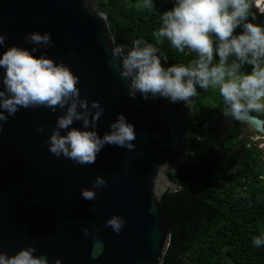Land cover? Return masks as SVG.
Returning a JSON list of instances; mask_svg holds the SVG:
<instances>
[{
  "label": "water",
  "instance_id": "95a60500",
  "mask_svg": "<svg viewBox=\"0 0 264 264\" xmlns=\"http://www.w3.org/2000/svg\"><path fill=\"white\" fill-rule=\"evenodd\" d=\"M93 2L94 13L82 0H0L4 47L15 44L31 51L33 45L25 43L24 35L49 32L53 46L33 54L63 62L79 76L81 97L89 103L99 101L104 109L98 134L102 136L117 114H123L135 126V150L106 145L91 165L57 158L47 140L61 110L21 108L0 131V251L12 255L33 244L34 255L47 256L49 264L57 257L61 264H151L167 245L170 225L159 197L165 190L182 187L171 179L182 170L184 116L165 102L127 96L118 68L107 64L110 53L105 47H111L113 36L105 14ZM251 117L238 122L249 127L247 132L264 131L263 120ZM233 120L222 112L218 122ZM38 125L45 126L43 133L36 131ZM73 126L82 125L77 121ZM97 175L107 185L96 190L95 200H84L80 189L92 187ZM152 206L154 213L149 212ZM113 214L127 221L119 235L105 227ZM93 224L104 244L95 260L90 256L93 242L83 235V228L91 230Z\"/></svg>",
  "mask_w": 264,
  "mask_h": 264
},
{
  "label": "clouds",
  "instance_id": "9594fccd",
  "mask_svg": "<svg viewBox=\"0 0 264 264\" xmlns=\"http://www.w3.org/2000/svg\"><path fill=\"white\" fill-rule=\"evenodd\" d=\"M86 9L96 11L93 0H82ZM264 14V0H174L173 7L162 14V26L154 35L156 43L167 38L180 52L189 49L197 54L190 64H173L165 67L161 62L158 47L143 39H136L125 52L114 38L109 67L118 68L119 77L127 88V96L135 99L137 94L149 99H166L171 104L183 103L191 106L199 95L197 86L205 91L218 89L223 100V115L240 121L251 117V113H264V26L249 21L256 19L252 7ZM153 0H142L137 8L151 9ZM237 27L241 34L234 35ZM215 37V39H213ZM7 37L0 30V131L9 117L21 108H47L61 114L56 117L55 127L47 140L48 150L57 158L64 157L78 165H91L106 145L135 150V126L123 114L118 113L109 123V130L101 136L96 131L104 109L97 100L90 103L80 95L79 76L63 62H55L45 54L34 55L39 48L53 46L49 32L31 31L24 35L25 43L33 45L31 51L15 44L4 47ZM218 55L214 63L213 53ZM74 57L75 53H70ZM234 57V58H233ZM167 61V57H163ZM230 58L231 59L230 61ZM230 61V62H229ZM247 63L250 73L241 72ZM79 121L81 127L73 126ZM38 133L45 131L44 125L36 127ZM107 185V180L97 175L92 187L80 189L84 200H95L97 189ZM150 213L155 207L149 208ZM127 221L123 216L108 217L105 227L119 235ZM100 229L95 224L91 230L83 228V235L93 242L90 256L98 259L104 244L99 239ZM256 247L264 245V236L255 237ZM36 247L29 244L12 255L0 251V264H49L45 255H34ZM53 264H61L56 258Z\"/></svg>",
  "mask_w": 264,
  "mask_h": 264
},
{
  "label": "trees",
  "instance_id": "16d2710c",
  "mask_svg": "<svg viewBox=\"0 0 264 264\" xmlns=\"http://www.w3.org/2000/svg\"><path fill=\"white\" fill-rule=\"evenodd\" d=\"M95 1L105 14L116 44L124 46L125 52L134 40L143 39L158 47L165 67L187 66L197 58L189 49L178 51L167 38L156 43L154 33L162 26V14L173 7L174 0H153L151 9L137 8L142 0ZM255 20L257 25L264 26V14H258ZM255 20L249 17L250 22ZM242 31V27H237L234 35ZM213 57L214 63L218 62L215 51ZM251 70L247 63L240 69L245 73ZM197 91L199 95L193 100L197 104L206 102L211 109L203 112L194 106L193 111L200 118L195 121L186 108H181L185 124L182 170L171 180L182 187L165 190L159 197L170 225L166 231L167 245L160 259L151 264H264V245L253 244L255 237L264 236L261 153L248 146L236 165L233 159L226 164L210 160L209 141L200 138L201 122L216 112L223 100L218 89L205 91L197 86ZM151 100L161 102V98ZM229 139L234 141L233 135Z\"/></svg>",
  "mask_w": 264,
  "mask_h": 264
},
{
  "label": "flooded vegetation",
  "instance_id": "af4514ba",
  "mask_svg": "<svg viewBox=\"0 0 264 264\" xmlns=\"http://www.w3.org/2000/svg\"><path fill=\"white\" fill-rule=\"evenodd\" d=\"M161 102H165L173 107L178 108L181 113L182 109L186 108L195 121H200V118L196 113H194V106L202 110L203 112H208L211 109V105H207L206 102L203 101L197 104L196 100H193L192 105H189L188 107H186L183 103L171 104L166 99H161ZM222 104L223 101L221 102V105ZM221 105L216 112L210 114L205 120H202V122H207V125L202 126L201 122L200 138H207V140L209 141L211 151V153L209 154L210 160H215L217 164H226L230 159H233L235 163L234 165H236V163L241 159L245 148L254 145L251 138H247L248 141L244 143L246 134L250 133L247 132V129H249V127L246 124L238 122L236 120H233L228 124H222L218 122V120L221 118L223 110L221 108ZM251 115H255L256 117L263 120V123L261 125L263 128L264 115H256L255 113H251ZM231 135H233L234 141L229 139ZM219 140L222 141L220 142ZM262 162H264L263 159Z\"/></svg>",
  "mask_w": 264,
  "mask_h": 264
},
{
  "label": "rangeland",
  "instance_id": "374dc122",
  "mask_svg": "<svg viewBox=\"0 0 264 264\" xmlns=\"http://www.w3.org/2000/svg\"><path fill=\"white\" fill-rule=\"evenodd\" d=\"M253 8H254V13L256 14V16L258 14H260L258 12V10L256 9V7H254V3H253ZM252 23L257 24L256 20ZM253 113H255L256 115L257 114L262 115V116L264 115V113H256V112H253ZM247 138L252 139L253 145L255 146V148H257L260 151L261 158L264 161V131L263 132H254L253 131V132L246 134L244 143H246L248 141ZM263 172H264V162H263Z\"/></svg>",
  "mask_w": 264,
  "mask_h": 264
}]
</instances>
